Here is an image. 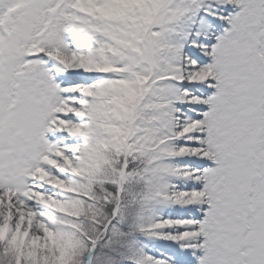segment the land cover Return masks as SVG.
Listing matches in <instances>:
<instances>
[{"label":"snow or ice","instance_id":"obj_1","mask_svg":"<svg viewBox=\"0 0 264 264\" xmlns=\"http://www.w3.org/2000/svg\"><path fill=\"white\" fill-rule=\"evenodd\" d=\"M0 264H264V0H0Z\"/></svg>","mask_w":264,"mask_h":264}]
</instances>
